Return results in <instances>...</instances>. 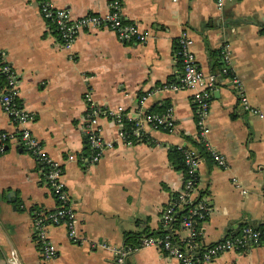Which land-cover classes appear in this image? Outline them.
Wrapping results in <instances>:
<instances>
[{"label":"crops","instance_id":"obj_1","mask_svg":"<svg viewBox=\"0 0 264 264\" xmlns=\"http://www.w3.org/2000/svg\"><path fill=\"white\" fill-rule=\"evenodd\" d=\"M52 1L73 16L109 9V0ZM120 2L123 18L148 31L146 41H124L108 28H91L81 30L66 49L53 24L41 15L37 0H0V67L6 58L17 72L18 98L34 114L27 125L61 162L76 218L75 238L68 237L63 222L47 226L57 255L45 262L34 232V210L54 208L56 201L40 165L17 140H10L0 152V264H115L112 250L100 242L122 246L145 234H160L161 212L183 177V168L172 165L168 149L200 144L191 90L159 88L181 71L177 39L182 30L191 37L206 73H220V53L228 44L231 73L240 79L249 102L264 111V0H225L221 7L215 0ZM217 78L207 138L228 165L221 167L202 153L195 195L205 198L211 211L201 223L198 249L243 224L264 223V117L241 106L231 74ZM85 90L99 104L122 106L132 115L140 105L151 111L170 105L175 127L168 131L146 126L145 139L127 144L117 137V122L101 115V134L114 145L98 161L85 163ZM143 94L147 97L141 104ZM14 128L0 104V130ZM175 227L177 235L188 233ZM133 234L136 240L130 239ZM126 263L179 261L158 247L143 246L130 253ZM200 264H264V240L222 251Z\"/></svg>","mask_w":264,"mask_h":264},{"label":"built area","instance_id":"obj_2","mask_svg":"<svg viewBox=\"0 0 264 264\" xmlns=\"http://www.w3.org/2000/svg\"><path fill=\"white\" fill-rule=\"evenodd\" d=\"M225 0H215L217 7H221ZM41 15L49 20L64 48L72 47L78 33L83 29L108 28L113 30L120 40L144 42L147 40L148 31L141 28L136 22L123 18L120 0H109V9L105 13L86 12L73 16L69 8L57 6L52 0H37ZM178 55L181 62V71L178 77L169 82H163L159 88L177 90L188 88L191 90V101L198 127V138L212 160L221 167L228 165L227 158L207 138V114L209 111L212 92L218 86L217 75L220 73L231 74L235 88L239 95V102L250 114L264 117V111L251 104L243 89L240 79L231 73L232 53L226 44L220 53L221 65L219 72H204L195 56L191 44L192 39L186 30L178 36ZM0 104L4 112L15 125L13 130H0V152L4 151L10 140H17L19 145L31 154L43 170L45 180L54 196V208L37 207L34 210L33 226L36 240L39 244L42 259L45 262L52 260L57 255V247L49 238L47 226L52 223L63 222L67 225V235L76 237V218L71 197L62 178L63 167L45 148L41 139L28 127L34 119L33 112L27 110L18 98V74L12 64L2 58L0 67ZM150 93V92H149ZM148 94V93H147ZM147 94L140 96L142 104ZM83 98L86 102L83 132L89 151L83 155L85 163L99 160L104 151L114 145L113 139L105 138L101 134L99 117L106 115L115 120L118 127L117 137L127 144L145 138V127L160 128L168 131L175 127V120L171 106H166L163 111L141 109L132 115L124 111L122 106L116 108L103 106L94 100L90 90H85ZM125 121L130 122V130L125 126ZM183 154V177L181 187L172 194L169 202L161 212V225L165 229L160 234L142 235L137 242L122 246L110 245L106 242L99 244L109 248L114 253L115 264H127L126 259L130 253L143 246H155L166 254L176 258L179 264H200L208 261L213 256L225 250H240L246 246L257 245L264 240V224L253 226L244 224L236 233L224 235L222 238L197 248V237L200 235V226L211 211V205L203 197L195 195L199 182V164L202 153L198 148L179 145ZM68 158H75L74 153H68ZM233 182L239 185L233 177ZM245 190V189H244ZM185 208L179 216L178 226L186 228V235H177L176 227L171 226L176 218L177 211Z\"/></svg>","mask_w":264,"mask_h":264},{"label":"trees","instance_id":"obj_3","mask_svg":"<svg viewBox=\"0 0 264 264\" xmlns=\"http://www.w3.org/2000/svg\"><path fill=\"white\" fill-rule=\"evenodd\" d=\"M1 77L2 76L0 75V82H1ZM125 126H127V128L130 130L131 127H130V122L129 121H125ZM143 139H145V138H143ZM199 143L200 144H199V146L197 148L201 150V153L208 154V152L205 150V148H204V146H203V144H202V142L200 140H199ZM168 155H169V158L171 159L172 165L175 168H183L184 167L182 148L179 147V145L170 146L169 149H168ZM184 211H185V208L179 210V212L176 215V218L172 221L171 226H176L178 224L179 216ZM243 225H241L240 228ZM261 225H262V223L261 224H256V225H253V226H261ZM240 228L237 231L233 232V233L238 232L240 230ZM164 231H165V229H162L159 232L162 233ZM136 237H137V235L135 236V234L130 235V239L131 240H134V239L136 240ZM134 242H136V241H134ZM134 242H132V243H134Z\"/></svg>","mask_w":264,"mask_h":264}]
</instances>
